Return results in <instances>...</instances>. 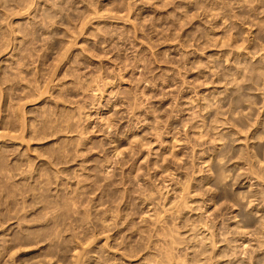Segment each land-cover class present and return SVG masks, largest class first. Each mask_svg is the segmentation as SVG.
Segmentation results:
<instances>
[{"label":"rangeland","instance_id":"374dc122","mask_svg":"<svg viewBox=\"0 0 264 264\" xmlns=\"http://www.w3.org/2000/svg\"><path fill=\"white\" fill-rule=\"evenodd\" d=\"M0 264H264V0H0Z\"/></svg>","mask_w":264,"mask_h":264},{"label":"bare ground","instance_id":"6f19581e","mask_svg":"<svg viewBox=\"0 0 264 264\" xmlns=\"http://www.w3.org/2000/svg\"><path fill=\"white\" fill-rule=\"evenodd\" d=\"M70 115V114H69Z\"/></svg>","mask_w":264,"mask_h":264}]
</instances>
